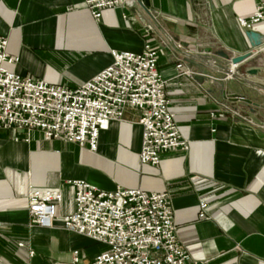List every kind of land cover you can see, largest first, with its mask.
<instances>
[{
    "label": "crops",
    "instance_id": "obj_1",
    "mask_svg": "<svg viewBox=\"0 0 264 264\" xmlns=\"http://www.w3.org/2000/svg\"><path fill=\"white\" fill-rule=\"evenodd\" d=\"M260 1L151 0L146 10L128 0L94 18L83 0H0V36L8 39V54L18 57L10 68L22 76L74 88L110 65L112 50L138 53L146 43L155 47L176 123L189 142L188 150L163 153L157 165L141 164V113L135 108L101 130L95 151L46 139L38 130L29 140L25 132L1 130L0 264H93L107 250L63 228L64 216L74 208L75 187L69 181L79 179L106 190L168 191L177 237L190 259L264 264V90L233 79L213 87L210 78L225 74L190 67L170 43L178 37L177 47L193 54L209 47L234 55L249 51L238 18L251 16ZM252 31L264 36V24ZM253 51L255 57L238 69H261L249 77L264 82V50ZM195 74L209 80L201 83ZM232 93L252 104L234 100ZM31 188L63 192L51 226L31 224ZM201 201L207 202L206 218L199 217Z\"/></svg>",
    "mask_w": 264,
    "mask_h": 264
},
{
    "label": "built area",
    "instance_id": "obj_2",
    "mask_svg": "<svg viewBox=\"0 0 264 264\" xmlns=\"http://www.w3.org/2000/svg\"><path fill=\"white\" fill-rule=\"evenodd\" d=\"M127 1L83 0L94 18ZM238 22L246 31L264 24V0ZM7 46L8 39L0 36V131L25 132L29 140L30 133L38 130L46 139L87 145L95 151L101 130L121 120L127 108H135L141 113V164L157 165L163 153L189 149L166 93L167 81L158 69V50L151 44L138 53L112 50V63L74 88L18 74L10 68L18 57L9 55ZM260 47L264 50V43ZM177 66L183 68L182 63ZM210 79L215 84L228 76ZM224 111H230L229 106ZM69 182L75 187L74 208L64 216L63 228L107 246L93 264H207L190 259L178 239L168 191L106 190L83 179ZM28 198L31 224L51 226L63 200L61 189L31 188ZM206 208L207 202L201 201L200 218H206ZM73 256L78 262V251Z\"/></svg>",
    "mask_w": 264,
    "mask_h": 264
},
{
    "label": "water",
    "instance_id": "obj_3",
    "mask_svg": "<svg viewBox=\"0 0 264 264\" xmlns=\"http://www.w3.org/2000/svg\"><path fill=\"white\" fill-rule=\"evenodd\" d=\"M140 5L144 9H148L152 2L151 0H137ZM246 36L248 37L251 45V49L249 51H246L241 54L234 55L224 49H213L212 47L203 49V52H198V53H188L186 51H183L179 49L176 45L177 42H179L178 37H174L171 39L170 43L172 47L178 51L180 54H182L185 57L186 62L189 64L190 67H207V69H217L218 71L224 73L226 76H228V79H233L235 81H238L241 84L252 86V87H257L260 89L264 90V82L257 81L250 79L249 75H257L260 73L261 69L255 68V67H245L244 72H240L238 69L239 66L242 64H245L248 60H251L255 57V52L253 49H256L260 47L264 43V36L261 34L255 32V31H247ZM184 47L188 46V43H180ZM205 54H211L213 55L212 58L208 57ZM215 56L221 57L226 60L227 64L222 65L221 63L217 62L215 59ZM210 71V70H209ZM194 79L197 81L204 83L205 81L209 80L208 75H200V74H195ZM213 87H224V81H219L216 82ZM231 98L234 100H237L239 98H244V100L248 104H252V100L245 97L241 96L238 93H232Z\"/></svg>",
    "mask_w": 264,
    "mask_h": 264
}]
</instances>
